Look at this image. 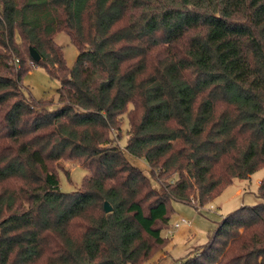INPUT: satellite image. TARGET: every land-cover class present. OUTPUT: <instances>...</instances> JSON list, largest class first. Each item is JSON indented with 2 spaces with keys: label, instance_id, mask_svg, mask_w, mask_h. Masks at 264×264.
Wrapping results in <instances>:
<instances>
[{
  "label": "trees",
  "instance_id": "1",
  "mask_svg": "<svg viewBox=\"0 0 264 264\" xmlns=\"http://www.w3.org/2000/svg\"><path fill=\"white\" fill-rule=\"evenodd\" d=\"M31 64L56 108L24 86ZM63 160L89 171L78 191ZM262 170L264 0H0V264H144L173 201L202 208ZM256 196L181 264H264V178Z\"/></svg>",
  "mask_w": 264,
  "mask_h": 264
},
{
  "label": "rangeland",
  "instance_id": "2",
  "mask_svg": "<svg viewBox=\"0 0 264 264\" xmlns=\"http://www.w3.org/2000/svg\"><path fill=\"white\" fill-rule=\"evenodd\" d=\"M56 41L63 47L65 61L72 68L78 57V49L70 42L67 34L61 33ZM24 78V86L37 100H53L54 108L58 103V89L60 83L51 78L46 70L34 67ZM127 137L123 136L121 144L124 147ZM128 160L139 167L143 173L150 176L148 165L141 159L127 154ZM58 173L60 190L64 193L78 191L89 171L75 161L63 160ZM264 178V170L252 176L250 181L235 179L227 186L212 202L202 208L196 209L192 205L173 201L174 212L170 219V228L181 218L190 221V225L182 226L174 231L172 236L168 235V229L163 231V237L167 238L165 247L156 252L151 259L144 264H181L187 257L194 256L215 233L218 225L229 214L235 212L241 206L254 205L260 201L257 198V182L261 183ZM154 187L158 184L151 178ZM260 183V184H261ZM240 191V192H239ZM239 192V193H238Z\"/></svg>",
  "mask_w": 264,
  "mask_h": 264
},
{
  "label": "water",
  "instance_id": "3",
  "mask_svg": "<svg viewBox=\"0 0 264 264\" xmlns=\"http://www.w3.org/2000/svg\"><path fill=\"white\" fill-rule=\"evenodd\" d=\"M30 53H31L32 59L35 62H38L41 59L40 54L34 48H32V47L30 48ZM104 208H105V211L107 213H109V212L112 211V207H111V205L108 202L105 203Z\"/></svg>",
  "mask_w": 264,
  "mask_h": 264
},
{
  "label": "built area",
  "instance_id": "4",
  "mask_svg": "<svg viewBox=\"0 0 264 264\" xmlns=\"http://www.w3.org/2000/svg\"><path fill=\"white\" fill-rule=\"evenodd\" d=\"M190 221L184 219V218H181L178 222H176L174 224V226H172V228L168 229V235L169 236H172V234L174 233L175 230L181 228L182 226H187V225H190Z\"/></svg>",
  "mask_w": 264,
  "mask_h": 264
},
{
  "label": "crops",
  "instance_id": "5",
  "mask_svg": "<svg viewBox=\"0 0 264 264\" xmlns=\"http://www.w3.org/2000/svg\"><path fill=\"white\" fill-rule=\"evenodd\" d=\"M260 183H261V180L259 179L258 182H257V185L259 186ZM239 192H240V191H239ZM239 192H238V193H239Z\"/></svg>",
  "mask_w": 264,
  "mask_h": 264
}]
</instances>
